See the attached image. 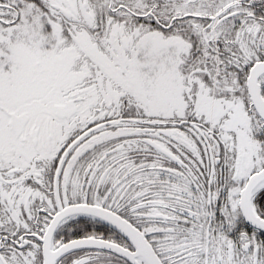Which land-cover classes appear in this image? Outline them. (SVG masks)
Segmentation results:
<instances>
[{
	"label": "snow or ice",
	"instance_id": "obj_1",
	"mask_svg": "<svg viewBox=\"0 0 264 264\" xmlns=\"http://www.w3.org/2000/svg\"><path fill=\"white\" fill-rule=\"evenodd\" d=\"M0 264H264V0H0Z\"/></svg>",
	"mask_w": 264,
	"mask_h": 264
}]
</instances>
